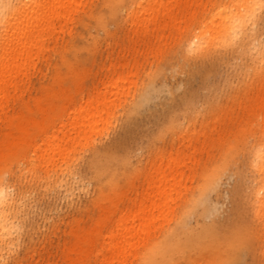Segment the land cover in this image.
Returning a JSON list of instances; mask_svg holds the SVG:
<instances>
[{
  "label": "rangeland",
  "instance_id": "374dc122",
  "mask_svg": "<svg viewBox=\"0 0 264 264\" xmlns=\"http://www.w3.org/2000/svg\"><path fill=\"white\" fill-rule=\"evenodd\" d=\"M9 1L26 11L33 0ZM237 1L161 0L151 10L155 0H72L42 28L0 115V182L14 198L0 264H107L102 236L135 210L144 173L169 154L180 175L139 237L158 244L155 264H264L251 166L264 145V0L244 33L216 35ZM90 103L95 119L82 112L80 145L59 184L45 140L62 147L76 109ZM236 236L252 246L228 249L224 240ZM142 249L116 264H139Z\"/></svg>",
  "mask_w": 264,
  "mask_h": 264
},
{
  "label": "bare ground",
  "instance_id": "6f19581e",
  "mask_svg": "<svg viewBox=\"0 0 264 264\" xmlns=\"http://www.w3.org/2000/svg\"><path fill=\"white\" fill-rule=\"evenodd\" d=\"M1 1L0 27L3 30L9 28L8 30L10 31L0 33V115L5 113V107L10 97L9 91H16L18 79L26 73L29 47L41 37L42 28L50 26L59 17H64L63 13L72 0H33L32 5L26 11L20 10L22 6L26 5L24 1L16 8L13 7L14 4L9 0ZM182 1L185 2V0ZM182 1L178 0L177 3ZM256 1L238 0L236 4L231 5V9L234 11L227 13L220 22V25L214 28L216 35L223 36L229 32L233 34L244 33L246 21L250 17L249 15L253 13ZM159 5H161V0H155L151 10H156ZM227 7V4L222 5L217 10V14L225 12ZM91 104H86L84 107L76 109L75 124L72 128L74 129L72 131L73 136L67 134L68 140L65 141L62 147H60L56 139L45 140L50 145L46 151L44 150L42 157L46 165L54 166L55 170L58 169L56 179L59 184H62L63 175L71 173L68 153L74 151L80 145L82 126L85 125L78 122L79 119L84 120L85 118L82 112L89 111L90 113H86L88 114L87 117L95 119L93 118V110H96V106L90 107ZM100 114L98 112L97 116H100ZM94 124V120L87 122L89 133L93 131ZM156 159L153 162L154 164L152 163L153 168L149 166L153 170H147L148 172L144 173L143 181L146 183L145 187L147 191L143 189L144 194L142 195L141 202L132 213L119 217L114 227L102 236L101 241L104 244L102 248L103 262L107 264H116L118 262H115L116 259L122 261L138 242H142V246H144V249L140 253L139 264L157 263L154 255L159 251L158 244L146 246V239L141 240L139 237L142 232H145L149 226L154 224V212L161 210L165 206L171 191L170 187L166 186V183L169 181L171 183L169 185L172 186L175 183V176L177 174L180 175V172L178 171L179 166L173 163L171 154H169L165 162L162 160L161 155L157 156ZM62 164L64 166L61 167ZM251 166L256 174V184L252 191L254 196L252 205L256 216H258L257 210H262V215H259V217H262L264 216V145L253 148ZM167 169L171 173L169 179L166 174ZM11 191L12 186L0 182V248L10 243L9 240L7 241V238L10 236L13 228L12 212L14 198L11 196ZM240 238V236H236L235 239L226 237L224 240L226 247L236 250L242 246H252L251 241ZM191 242H194V240H191ZM231 262L230 258L226 260L227 264ZM28 264H33V262H29Z\"/></svg>",
  "mask_w": 264,
  "mask_h": 264
}]
</instances>
